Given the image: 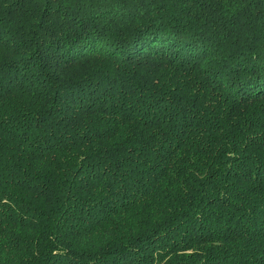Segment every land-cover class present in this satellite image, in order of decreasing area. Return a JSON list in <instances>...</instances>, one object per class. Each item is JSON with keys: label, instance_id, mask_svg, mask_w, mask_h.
Returning a JSON list of instances; mask_svg holds the SVG:
<instances>
[{"label": "trees", "instance_id": "1", "mask_svg": "<svg viewBox=\"0 0 264 264\" xmlns=\"http://www.w3.org/2000/svg\"><path fill=\"white\" fill-rule=\"evenodd\" d=\"M0 264H264V0H0Z\"/></svg>", "mask_w": 264, "mask_h": 264}]
</instances>
